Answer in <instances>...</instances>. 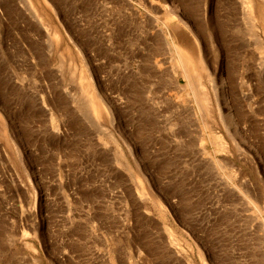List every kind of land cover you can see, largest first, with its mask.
<instances>
[{
	"label": "rangeland",
	"instance_id": "1",
	"mask_svg": "<svg viewBox=\"0 0 264 264\" xmlns=\"http://www.w3.org/2000/svg\"><path fill=\"white\" fill-rule=\"evenodd\" d=\"M0 264H264V0H0Z\"/></svg>",
	"mask_w": 264,
	"mask_h": 264
},
{
	"label": "bare ground",
	"instance_id": "2",
	"mask_svg": "<svg viewBox=\"0 0 264 264\" xmlns=\"http://www.w3.org/2000/svg\"><path fill=\"white\" fill-rule=\"evenodd\" d=\"M245 1V3H246V7H247V9H248V11H249V14L251 15V13H252V11H253V0H244ZM178 46V45H177ZM181 53L183 52V51H180ZM186 52V51H185ZM185 52H183L184 54H185ZM185 56H187V58H186V60H184V62L186 61L187 62V66H188V69H189V71H191L192 73H193V75L195 76L194 78H195V84H196V86H197V88H202L203 87V83H202V80H201V72L200 71H202V69H197L198 68V64H197V62H198V60H194L192 57H189L187 54L185 55ZM185 58V57H184ZM202 61V60H201ZM185 62V63H186ZM200 65V64H199ZM202 66V65H201ZM187 68V67H186ZM198 71H197V70ZM191 73V74H192ZM194 84V85H195ZM202 93V92H201ZM202 96H204L203 94H202ZM205 97V96H204ZM100 99V98H99ZM202 99H203V97H202ZM99 102H101V99H100V101ZM88 104H90L91 106L92 105H95V102H94V99L92 98V97H90L89 98V103Z\"/></svg>",
	"mask_w": 264,
	"mask_h": 264
}]
</instances>
